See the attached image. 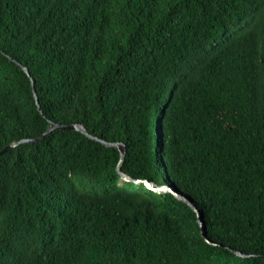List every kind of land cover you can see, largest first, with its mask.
I'll return each mask as SVG.
<instances>
[{
    "label": "trees",
    "instance_id": "16d2710c",
    "mask_svg": "<svg viewBox=\"0 0 264 264\" xmlns=\"http://www.w3.org/2000/svg\"><path fill=\"white\" fill-rule=\"evenodd\" d=\"M52 122L171 193L80 133L10 148L0 264H264V0H0V154Z\"/></svg>",
    "mask_w": 264,
    "mask_h": 264
},
{
    "label": "water",
    "instance_id": "95a60500",
    "mask_svg": "<svg viewBox=\"0 0 264 264\" xmlns=\"http://www.w3.org/2000/svg\"><path fill=\"white\" fill-rule=\"evenodd\" d=\"M20 67H21V69H23L27 73V75L30 76V72H29V70L27 68L22 67V66H20ZM32 85H33L34 97L36 99V103L38 105V109L41 111L40 104H39V99H38V96H37V93H36V90H35V83H34V81H32ZM55 130L71 131V132L80 133L83 136H85L86 138H88L90 140H93V141H95L97 143L102 144L106 148H114V149L118 150V152L120 153V164L118 166L117 172L121 176V180H122L123 183L134 184V185H144L148 190H150V191H152L154 193H159V194H162V193H171L170 189H168L167 187L157 188L155 185L151 184L148 181L133 180L132 178H129L126 175H124L121 172V167L124 165L125 158H126V151H127L126 150V146L124 144H109V143H106V142H104L102 140H99L97 138H94V137L90 136L88 134L87 130L85 129V127L84 126H81V125L64 126L63 124H57V123H53L52 122L50 128L43 135H41L40 137L35 138V139H24V140H21L20 142H18L16 144H12L11 146L7 147L0 154V158L10 148H15V147H17V146H19V145H21L23 143H37V142L45 139L51 132H53ZM176 197L178 198V196H176ZM179 200H181V199H179ZM190 205L193 208L194 212L197 213V215H198L197 222H198V225H199V227L201 229V235H202L203 239L207 243H209L210 245L216 246L213 243H211L209 241V239H208V236H207V226H206L205 222L202 219V213H201L200 209H198L197 207H195L192 204H190ZM239 255H241V254H239Z\"/></svg>",
    "mask_w": 264,
    "mask_h": 264
},
{
    "label": "bare ground",
    "instance_id": "6f19581e",
    "mask_svg": "<svg viewBox=\"0 0 264 264\" xmlns=\"http://www.w3.org/2000/svg\"><path fill=\"white\" fill-rule=\"evenodd\" d=\"M125 159H126V158H125ZM178 198H179V199H181L180 197H178ZM178 198H177V199H178ZM179 199H178V200H179ZM179 201H182V199H181V200H179ZM182 202H184V200H183Z\"/></svg>",
    "mask_w": 264,
    "mask_h": 264
},
{
    "label": "rangeland",
    "instance_id": "374dc122",
    "mask_svg": "<svg viewBox=\"0 0 264 264\" xmlns=\"http://www.w3.org/2000/svg\"><path fill=\"white\" fill-rule=\"evenodd\" d=\"M158 188H160V187H158Z\"/></svg>",
    "mask_w": 264,
    "mask_h": 264
}]
</instances>
